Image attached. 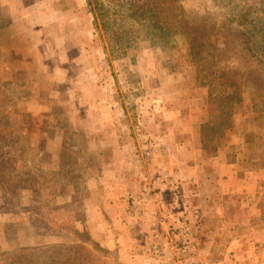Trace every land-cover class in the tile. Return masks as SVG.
<instances>
[{
	"label": "rangeland",
	"instance_id": "1",
	"mask_svg": "<svg viewBox=\"0 0 264 264\" xmlns=\"http://www.w3.org/2000/svg\"><path fill=\"white\" fill-rule=\"evenodd\" d=\"M227 1L180 4L195 26L218 27ZM7 18L0 264L13 246L70 243L75 229L124 264H207L198 232L217 225L215 158L264 169V108H252L248 86L241 100L221 105L207 86L219 72L195 64L182 34L159 44L141 38L113 57L86 0H1L0 23ZM15 172L24 185L1 197ZM211 206V218L200 220Z\"/></svg>",
	"mask_w": 264,
	"mask_h": 264
},
{
	"label": "trees",
	"instance_id": "2",
	"mask_svg": "<svg viewBox=\"0 0 264 264\" xmlns=\"http://www.w3.org/2000/svg\"><path fill=\"white\" fill-rule=\"evenodd\" d=\"M86 3L94 11L95 24L102 30L113 57L124 54L141 38L157 43L182 34L189 40L191 55L200 59H193L195 64L214 66L219 72L207 82L210 96L214 95L221 105L231 107L241 100V85H246L252 108H264V0L258 3L228 0L230 12L224 16L223 26L218 27L195 26L196 22L190 19L180 0H86ZM8 21L0 23V28ZM228 50L230 56L228 53L223 57ZM229 62L237 64L227 65ZM240 70L243 72L239 73ZM228 71L233 73L230 75ZM16 154L13 148L9 155L16 157ZM5 160L0 154L1 176ZM14 177L12 187L5 188L2 184L1 197L7 192L17 196L24 184L16 172ZM29 222L34 223L31 217ZM74 231L70 243L40 240L32 245L13 246L6 253L8 264H124L113 250Z\"/></svg>",
	"mask_w": 264,
	"mask_h": 264
},
{
	"label": "crops",
	"instance_id": "3",
	"mask_svg": "<svg viewBox=\"0 0 264 264\" xmlns=\"http://www.w3.org/2000/svg\"><path fill=\"white\" fill-rule=\"evenodd\" d=\"M6 24H9V21ZM192 150L196 154L194 146ZM193 157L192 155V159ZM220 157L218 154L214 163L219 162L221 168L211 167L209 170L210 173H214V191L222 198L214 202L216 209L212 218L217 220V225L215 231L198 232V236L206 239L208 245L202 248V253L206 256L204 262L264 264V169L239 168L233 160L227 162L219 160ZM198 168L194 167L195 170L192 171V176H196L197 180L200 178ZM211 208L212 206L200 215V220L206 221L211 218L209 217ZM226 208H240L242 213L227 214ZM201 247L203 245H200V248L198 246V249ZM166 264H170V261L168 260Z\"/></svg>",
	"mask_w": 264,
	"mask_h": 264
}]
</instances>
